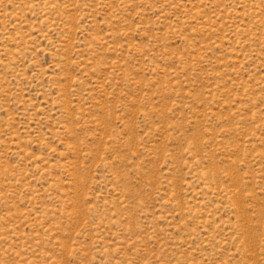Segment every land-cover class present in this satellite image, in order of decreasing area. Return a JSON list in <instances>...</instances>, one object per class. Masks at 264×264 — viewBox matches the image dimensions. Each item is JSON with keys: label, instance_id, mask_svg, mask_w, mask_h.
I'll return each mask as SVG.
<instances>
[{"label": "rangeland", "instance_id": "rangeland-1", "mask_svg": "<svg viewBox=\"0 0 264 264\" xmlns=\"http://www.w3.org/2000/svg\"><path fill=\"white\" fill-rule=\"evenodd\" d=\"M0 264H264V0H0Z\"/></svg>", "mask_w": 264, "mask_h": 264}]
</instances>
